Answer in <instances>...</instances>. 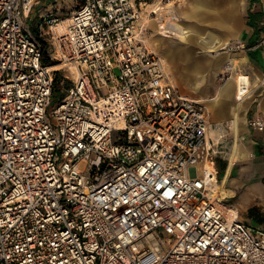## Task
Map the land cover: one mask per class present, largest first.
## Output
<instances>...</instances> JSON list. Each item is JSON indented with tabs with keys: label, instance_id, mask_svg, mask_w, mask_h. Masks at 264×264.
I'll return each instance as SVG.
<instances>
[{
	"label": "built area",
	"instance_id": "1",
	"mask_svg": "<svg viewBox=\"0 0 264 264\" xmlns=\"http://www.w3.org/2000/svg\"><path fill=\"white\" fill-rule=\"evenodd\" d=\"M38 1L0 0V264H264V231L213 192L207 108L146 48L135 1L36 33Z\"/></svg>",
	"mask_w": 264,
	"mask_h": 264
},
{
	"label": "crops",
	"instance_id": "2",
	"mask_svg": "<svg viewBox=\"0 0 264 264\" xmlns=\"http://www.w3.org/2000/svg\"><path fill=\"white\" fill-rule=\"evenodd\" d=\"M201 9V1L195 0L193 12L197 25L194 28L179 25L186 33L177 37L183 44L193 40L199 49L220 50L226 42L207 32L204 26L207 20ZM216 24L235 25L238 54L224 53L211 60L188 52L184 45L164 41V37H156L152 43L178 92L205 103L210 138L218 152L215 172L220 181L227 175V194H233L225 197L226 202L235 197L237 211L261 208L264 206V130L249 127L248 121L260 119L264 123V52L257 44L264 35L263 1L246 0L238 21L232 25L223 18ZM176 51L181 52L178 62L174 60ZM229 62L244 66L250 75V93L242 100L237 98L233 81L227 80L219 86L207 78L209 73L224 70ZM252 229L264 231L259 227Z\"/></svg>",
	"mask_w": 264,
	"mask_h": 264
},
{
	"label": "rangeland",
	"instance_id": "3",
	"mask_svg": "<svg viewBox=\"0 0 264 264\" xmlns=\"http://www.w3.org/2000/svg\"><path fill=\"white\" fill-rule=\"evenodd\" d=\"M136 5L142 11V21L141 27L144 30V42L146 48L159 57L157 49L153 46V39L156 37H164V41H169L171 44H177L178 46L188 47V52L198 54L200 57H205L209 59H215L219 55L221 56L224 53L238 54V46L235 43L236 39V28L233 25V22L242 14L243 6L246 0H200L201 1V13L204 14L207 20L204 23L205 29L207 32L213 34L215 38H218L222 41H225L226 44L217 51L213 49H199L193 42V40L188 43L183 44V41L172 32L162 29L159 27L160 24H165L166 22H178L180 26H189L193 27L197 25L195 13L193 12V2L195 0H134ZM263 4H264V0ZM83 0H39L35 5L34 10L30 16V20H27V24L32 28V31L37 33V23L43 24L44 17L46 15H55L61 19L68 18L70 13L81 5ZM198 14V13H197ZM230 22L233 26L229 25L226 27H221L216 24V21L222 19ZM44 31H47V28L44 27ZM178 35V34H177ZM43 42L46 39V36H43ZM217 41V40H216ZM173 42V43H172ZM46 43V42H45ZM212 50V51H210ZM181 52L176 51L174 55L175 62H178V59L181 58ZM165 67V66H164ZM60 69L61 73H66L63 68L58 66L54 68ZM64 71V72H63ZM167 73V70L165 68ZM234 69L230 67L227 70H219L215 74H208V79H213L215 84L221 85L233 75ZM172 78V77H171ZM170 78V79H171ZM172 80V79H171ZM70 84L69 80H66L64 87L66 88ZM62 88L60 93H62ZM59 99L58 96L54 97L53 103ZM216 179L219 180L218 175ZM220 183V180L218 181ZM223 197L232 196L233 194H227L226 190L223 192ZM235 197L229 198L228 204L232 206L237 211V208L234 206ZM238 220L243 222L249 227H259L264 230V206L261 208H253L251 210L237 211ZM259 222H262L263 225H259Z\"/></svg>",
	"mask_w": 264,
	"mask_h": 264
},
{
	"label": "bare ground",
	"instance_id": "4",
	"mask_svg": "<svg viewBox=\"0 0 264 264\" xmlns=\"http://www.w3.org/2000/svg\"><path fill=\"white\" fill-rule=\"evenodd\" d=\"M179 25H180V23H178V22H166L164 25L160 24L159 27L162 29H165L164 32H166V30H168V31L174 33L176 36H180V35L184 36L186 31H185V29L181 28ZM177 33H178V35H177ZM164 37H166V36H164ZM158 55H159V58L161 59V61L163 63L162 57L160 56V54H158ZM230 67H232V69H234V72H233L232 77L228 80H231L234 82L237 98L239 100H242L245 97L244 96L245 93H250V85H251L250 84L251 83L250 75H249V73H247L245 71L244 66L239 67L238 65H235V63H233V62L227 63L224 67V70H227ZM198 101L204 103V101H201V100H198ZM226 187H227V175L223 177V179L220 181V183H216L212 189H213L214 194H218L219 196L223 197L222 194L226 190ZM228 211L231 213L232 217H234L238 214L237 211L235 210V208H233L232 206H228Z\"/></svg>",
	"mask_w": 264,
	"mask_h": 264
},
{
	"label": "trees",
	"instance_id": "5",
	"mask_svg": "<svg viewBox=\"0 0 264 264\" xmlns=\"http://www.w3.org/2000/svg\"><path fill=\"white\" fill-rule=\"evenodd\" d=\"M77 7H78V6H77ZM43 43H44V42H43ZM44 44H45V43H44ZM43 64H45V65H46V64H49L48 61H47V59H46V56H45L44 59H43ZM54 81H55V86L58 85V83H59V74H56V77H55V80H54Z\"/></svg>",
	"mask_w": 264,
	"mask_h": 264
}]
</instances>
